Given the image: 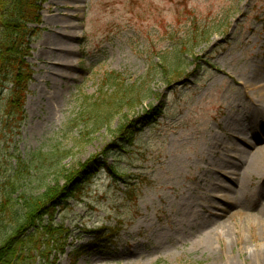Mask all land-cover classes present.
<instances>
[{"label":"rangeland","instance_id":"obj_1","mask_svg":"<svg viewBox=\"0 0 264 264\" xmlns=\"http://www.w3.org/2000/svg\"><path fill=\"white\" fill-rule=\"evenodd\" d=\"M66 23L78 40L62 69L51 48ZM28 29L19 47L33 77L18 128L8 122L16 64L0 58V202L19 177L16 210L43 193L37 155L79 184L97 160L81 192L60 180L53 216L36 228L62 234L30 229L41 238L28 264H264V116L247 119L262 101L251 80L264 64V0H44ZM116 75L125 91L154 95L107 121Z\"/></svg>","mask_w":264,"mask_h":264},{"label":"trees","instance_id":"obj_2","mask_svg":"<svg viewBox=\"0 0 264 264\" xmlns=\"http://www.w3.org/2000/svg\"><path fill=\"white\" fill-rule=\"evenodd\" d=\"M44 0H0V35L2 40L5 42V46L2 48L6 49L2 54H0L1 62L5 63L8 59V68L12 62L16 65H11L16 67V69H11L9 71L8 77L14 78V86L10 92L11 99L8 104V122L10 126L18 128V125L23 123V117H25V102L27 96V88L29 82L32 80L33 71L30 65H27L24 61V57L27 55L28 49L26 51L22 50L19 46V41L22 44L27 42L28 44L32 40L31 29H28V25L33 23H38L40 21V11L41 5ZM18 37V35H21ZM17 45V46H16ZM186 51V48H183ZM6 57V59H4ZM4 67V66H3ZM114 79V84L117 87V93L112 97L111 106H107V110L103 117L105 120L109 121L113 116V109L125 106L135 107L143 103L149 96L154 95L152 91L146 97H141L136 94L134 90L128 92L124 89V84H120L118 79L120 76L116 75L112 77ZM124 89V90H122ZM140 94V92H137ZM119 94V95H118ZM128 102V103H126ZM151 117L144 116L141 118L144 124H151ZM121 127L117 129V132L121 131ZM116 147V143L112 145ZM46 153L37 155L36 161L32 164H36L37 172L40 178L35 180L38 183L40 190L43 193L39 196H22L23 205L22 209L16 210L15 204L12 202V197L19 192L20 185L24 179L20 180L18 178L17 185L13 183H8L6 189L3 192V200L0 202V221L2 223L3 229H7L8 226L4 224L5 221L10 220L9 224V238L6 242L0 246V264H28L29 259H31V253L34 251L33 245L36 243V247H39V240L36 238V233L28 236L30 229L35 227V230L40 231L42 229L41 236H57L60 230L53 229L51 225H42L41 228H36V223L39 219L43 217H52L53 209L48 207V200H60L62 192L60 193V180H68L71 187L70 196L81 192L85 186L83 182H90L91 171L88 172L91 166H94L97 162L95 159L88 163L86 166L82 167V172L84 175L82 184L74 182L73 179L75 174H65L60 166L61 161L49 160L46 158ZM52 156V155H51ZM53 157V156H52ZM51 164L47 167L46 164ZM41 163V164H39ZM26 168V165H24ZM102 168L101 166H99ZM98 167V168H99ZM54 186L51 187V183ZM100 238V236H98ZM37 239V240H36Z\"/></svg>","mask_w":264,"mask_h":264},{"label":"bare ground","instance_id":"obj_3","mask_svg":"<svg viewBox=\"0 0 264 264\" xmlns=\"http://www.w3.org/2000/svg\"><path fill=\"white\" fill-rule=\"evenodd\" d=\"M68 8H70V6H67V9ZM71 17H73V15ZM69 28H73V26L69 23H66L60 31H56V42L54 43L53 48H51L52 53H58V59L63 65L62 69L69 67V65L71 64L69 55L74 53L72 42L78 40V37H76L75 33H73V31H71ZM261 67L262 68H260L258 74L252 77L251 83L252 86L255 87V93H257V95H259L258 97L261 98L264 102V64H262ZM58 74L61 75L62 78H65L67 76V74L64 72H59ZM262 101L257 100V102L250 107V113H248L247 116L249 124L264 116V104ZM254 159L255 161H258L257 157ZM187 198V196L182 198V200L180 201V206L186 205ZM190 206H188L187 208H190Z\"/></svg>","mask_w":264,"mask_h":264}]
</instances>
